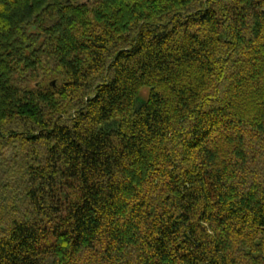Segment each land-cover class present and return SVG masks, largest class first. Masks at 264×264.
Masks as SVG:
<instances>
[{"label":"trees","instance_id":"obj_1","mask_svg":"<svg viewBox=\"0 0 264 264\" xmlns=\"http://www.w3.org/2000/svg\"><path fill=\"white\" fill-rule=\"evenodd\" d=\"M0 264H264V0H0Z\"/></svg>","mask_w":264,"mask_h":264},{"label":"water","instance_id":"obj_2","mask_svg":"<svg viewBox=\"0 0 264 264\" xmlns=\"http://www.w3.org/2000/svg\"><path fill=\"white\" fill-rule=\"evenodd\" d=\"M53 86H55V83H53Z\"/></svg>","mask_w":264,"mask_h":264},{"label":"rangeland","instance_id":"obj_3","mask_svg":"<svg viewBox=\"0 0 264 264\" xmlns=\"http://www.w3.org/2000/svg\"><path fill=\"white\" fill-rule=\"evenodd\" d=\"M146 92H148V90H146Z\"/></svg>","mask_w":264,"mask_h":264}]
</instances>
